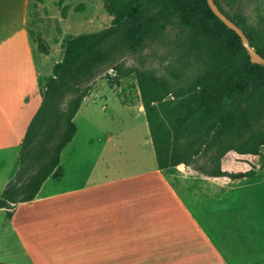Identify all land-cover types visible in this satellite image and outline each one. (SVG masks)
<instances>
[{
    "label": "crops",
    "instance_id": "0c3cea01",
    "mask_svg": "<svg viewBox=\"0 0 264 264\" xmlns=\"http://www.w3.org/2000/svg\"><path fill=\"white\" fill-rule=\"evenodd\" d=\"M28 4L0 0V197L20 170L41 81L63 54L64 31L46 40L48 55L38 53ZM89 102L74 117L61 178L11 204L10 219L0 208L27 264H264V168L234 180L183 164L159 169L141 100L138 109L121 103L126 113H88Z\"/></svg>",
    "mask_w": 264,
    "mask_h": 264
},
{
    "label": "trees",
    "instance_id": "16d2710c",
    "mask_svg": "<svg viewBox=\"0 0 264 264\" xmlns=\"http://www.w3.org/2000/svg\"><path fill=\"white\" fill-rule=\"evenodd\" d=\"M62 1H58L59 6ZM214 2L244 31L249 44L264 58V38L256 39L241 15H228L229 0ZM103 6L112 18L110 26L97 32L66 36L61 59L54 64L52 74L41 81L42 101L22 142L20 169L25 149L44 134L53 121L59 132L58 140L28 186L30 191L26 196L17 197L11 187L14 180L8 184L0 197V208L7 209V219L12 216L11 204L33 200L48 177L61 178L60 156L76 133L74 117L87 94L83 81L115 51L121 48L132 53L140 50L153 31L161 34L169 22L191 35L195 52L206 58L208 68L199 84L186 93L173 89L172 84L152 72L135 74L157 167L186 166L198 155L200 146L205 144L209 148L218 141L223 142L226 150L237 154L262 156L264 119L257 128H250L253 113L245 112L239 101L253 88L264 92V66L250 62L239 36L212 12L206 0H103ZM68 9V5L62 6L63 19L67 18ZM29 36L36 43L38 52L49 54L50 45L41 33L31 30ZM118 80L115 76L108 78L116 84H119ZM66 93L73 95L66 111L59 120H53L55 107ZM247 129V136L239 134ZM182 139L185 141L181 144ZM231 139L239 142L231 145ZM223 154L219 153L216 162ZM263 168L264 163L259 165V169ZM256 170L251 167L245 172H231L223 170L218 163L202 175L234 180L241 175L252 177Z\"/></svg>",
    "mask_w": 264,
    "mask_h": 264
},
{
    "label": "rangeland",
    "instance_id": "374dc122",
    "mask_svg": "<svg viewBox=\"0 0 264 264\" xmlns=\"http://www.w3.org/2000/svg\"><path fill=\"white\" fill-rule=\"evenodd\" d=\"M58 1L28 0V34L31 30L39 32L49 42L63 31L65 37L73 36L97 32L111 24L112 18L105 11L103 0H63L61 6ZM65 5H68L69 9L67 18L63 19L61 8ZM227 8L229 16H242L249 26V32L256 39L264 38V0H229ZM32 42L36 45L33 39ZM58 50L60 47L54 48L53 58L58 54ZM207 66L206 58L195 52L191 35L179 30L175 23L169 22L161 34L157 35L156 31H153L140 50L132 53L126 48H121L115 51L108 60L95 69L93 75L83 81V89L87 93L83 101H90L84 111L90 113L105 106L110 112L113 110L116 113H126L127 108L122 107L121 103H131L133 109H138L136 106L140 95L135 79L138 72H152L172 84L173 89H181L186 93L191 87L195 88L199 84ZM114 76L119 78V84L108 81V78ZM72 96V93H66L58 102L53 120H59L63 116ZM239 104L245 112L253 113L250 128H257L264 119V92L253 88ZM139 111L145 114L142 107ZM54 124H56L54 121L51 122L47 131L25 149L21 169L11 185L18 198L29 193L28 186L46 162L50 148L58 140L59 132L55 130ZM124 124H127V121H124ZM248 133V129L239 132L243 136H247ZM184 141L185 139H182L181 144ZM238 142L231 139L230 144L236 145ZM204 145L200 146L198 155L194 156L188 165H184L188 172L203 174L218 163L228 164L234 169L245 167L246 164L249 165V169L251 167L257 169L264 163V147L261 148L262 156L259 157L226 150L220 141L214 142L209 148ZM220 152L224 154L216 162L215 159L220 157ZM15 246L10 229L5 225V216L0 213V263L27 264Z\"/></svg>",
    "mask_w": 264,
    "mask_h": 264
},
{
    "label": "water",
    "instance_id": "95a60500",
    "mask_svg": "<svg viewBox=\"0 0 264 264\" xmlns=\"http://www.w3.org/2000/svg\"><path fill=\"white\" fill-rule=\"evenodd\" d=\"M212 12L231 30H233L241 39V43L246 49L250 62L253 64H262L264 66V58L256 52V50L249 44L248 38L244 31L238 27L229 17H227L216 5L214 0H206Z\"/></svg>",
    "mask_w": 264,
    "mask_h": 264
}]
</instances>
